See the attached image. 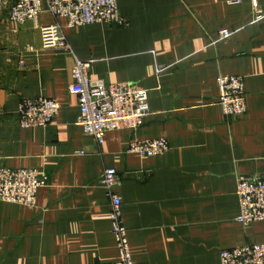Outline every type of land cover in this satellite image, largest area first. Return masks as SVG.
<instances>
[{
	"label": "crops",
	"instance_id": "1",
	"mask_svg": "<svg viewBox=\"0 0 264 264\" xmlns=\"http://www.w3.org/2000/svg\"><path fill=\"white\" fill-rule=\"evenodd\" d=\"M14 1L0 0V167L37 168L49 183L34 207L0 201V264L117 261L100 183L108 167L135 264H218L224 249L264 242V220H238L236 192L240 176L264 174V16L254 20L264 0H118L126 26L58 19L74 54L42 49L40 27L56 21L47 0L25 23L10 20ZM225 28L233 34L219 40ZM75 57L91 61L93 79L147 91L139 129L109 131L102 144L84 132L70 90ZM220 75L244 78V116L223 114ZM40 95L59 113L46 127H21L19 104ZM157 137L169 143L162 155L127 151Z\"/></svg>",
	"mask_w": 264,
	"mask_h": 264
},
{
	"label": "built area",
	"instance_id": "2",
	"mask_svg": "<svg viewBox=\"0 0 264 264\" xmlns=\"http://www.w3.org/2000/svg\"><path fill=\"white\" fill-rule=\"evenodd\" d=\"M257 7V4L255 5ZM47 10L56 18L51 24L40 27L42 49L74 54L58 19L64 18L70 27H81L93 23H109L126 26L128 20L121 15L118 0H47ZM43 11L41 0H15L9 7L11 21L25 23L35 21ZM256 8L254 20L263 17ZM233 34L228 28L219 32V40ZM90 60L75 57L71 67L70 90L78 97L79 115L77 124L99 144L107 132L128 128L139 129L144 118L151 113L148 93L131 81L106 83L90 76ZM218 104L228 117H242L246 114L244 78L240 75H220ZM57 100L43 95L25 98L18 108V123L21 127H46L59 113ZM169 143L164 137L133 139L128 152L142 156H158L166 153ZM49 183V174L37 168L0 167V201L19 203L34 207L40 187ZM100 183L106 189L110 204L111 230L119 248L117 261L100 264H135L128 238V229L123 221L122 196L118 190L120 180L114 167L105 169ZM240 214L238 220L244 225L264 220V174L240 176L236 189ZM218 264H264V242L252 243L224 249Z\"/></svg>",
	"mask_w": 264,
	"mask_h": 264
}]
</instances>
